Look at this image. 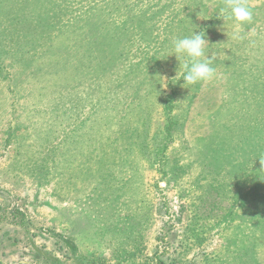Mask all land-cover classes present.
I'll use <instances>...</instances> for the list:
<instances>
[{
	"label": "rangeland",
	"instance_id": "rangeland-1",
	"mask_svg": "<svg viewBox=\"0 0 264 264\" xmlns=\"http://www.w3.org/2000/svg\"><path fill=\"white\" fill-rule=\"evenodd\" d=\"M244 2L237 26L226 0H0V264H264V0ZM193 31L216 76L182 90ZM173 86L163 179L135 134L152 145Z\"/></svg>",
	"mask_w": 264,
	"mask_h": 264
},
{
	"label": "trees",
	"instance_id": "trees-1",
	"mask_svg": "<svg viewBox=\"0 0 264 264\" xmlns=\"http://www.w3.org/2000/svg\"><path fill=\"white\" fill-rule=\"evenodd\" d=\"M206 37H207V33H206ZM182 76L183 74L178 78L177 81L181 82L182 81ZM184 84V83H183ZM173 90L169 92V94L166 95V98L164 100V109L167 110L166 113V119L164 124L165 125H159L160 128L158 127V131L155 132L154 137H153V142L152 145L147 144V139H148V133L146 130H144L142 133L141 131L137 132L135 134V136H142V141L141 142H136V145L138 146V148L141 150L140 153L143 154L144 158L146 157L148 160V163L151 164L152 166H157V164H159V172L161 174V178L166 179V177H168V175L170 174V171L167 168L168 162H169V154H168V149L171 145V143L174 141V136L176 135V130L180 129L179 127V118H180V110L178 106L180 105L181 102L176 103V89L177 87L173 86ZM184 89L182 90H189V86H186V84H184ZM197 89H195L196 92ZM182 96L179 97L181 99V101H184V99L186 100L187 96H188V92L182 91ZM181 95V94H180ZM177 108L179 109L177 111ZM257 119V118H256ZM258 120V119H257ZM147 127V125H146ZM145 127V128H146ZM182 127V126H181ZM161 129V131H160ZM163 133V136L161 137L160 135L157 134ZM232 134L234 136L235 131H232ZM152 140V139H151ZM238 141V145L236 146H230V148H224L221 147V144H218L219 147L209 150V149H205L203 150V154L201 153V155L206 156L201 160V166L202 169L204 168V170H208V167H211V171L216 172L217 169H220L222 166V161L221 164L218 163V161L215 164L214 159H212V162L210 161V157H211V153H216L219 152V154L217 155H213L214 158H218L219 156L221 158H223L225 155H228L229 150H232L234 148L238 149V146H244L247 145L244 142L242 143L240 141V139H237ZM262 138L258 135L254 138V142L257 143V145L262 143ZM262 146V145H261ZM244 154V155H243ZM210 155V157H208ZM242 155L244 156V164L246 162V158H248L249 156H251V151H247L246 153L243 152ZM208 157V159H207ZM145 158V160H146ZM226 162L229 163V159L225 158ZM211 162V163H210ZM258 170L260 171V173L258 174V176L255 178L254 180V186L256 187H260L261 185H263L264 183V171H261V166L257 167V172ZM237 172H241V169L238 170ZM232 175H236L233 174ZM160 189L162 190L163 188L160 186ZM163 193V192H162ZM163 197H165V194H162ZM65 242L67 243V245L70 248H75V244L74 241H70L69 239H66ZM91 264L96 263L97 260H89ZM142 264H186L184 262L180 263L177 262V259L175 258H171L170 256H167V258H164L162 255L158 254V250L155 251V254L148 256L145 255L143 256V261Z\"/></svg>",
	"mask_w": 264,
	"mask_h": 264
},
{
	"label": "clouds",
	"instance_id": "clouds-1",
	"mask_svg": "<svg viewBox=\"0 0 264 264\" xmlns=\"http://www.w3.org/2000/svg\"><path fill=\"white\" fill-rule=\"evenodd\" d=\"M222 14H218L223 21L231 20L237 26H243L251 22L252 12L244 0H226V8L221 9ZM234 36L239 32L235 31ZM210 45L204 31H193L189 36L177 38L173 41L172 52L183 64L184 84L194 85L202 81H210L216 76V69L212 67L215 55L206 54Z\"/></svg>",
	"mask_w": 264,
	"mask_h": 264
}]
</instances>
